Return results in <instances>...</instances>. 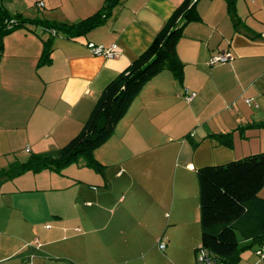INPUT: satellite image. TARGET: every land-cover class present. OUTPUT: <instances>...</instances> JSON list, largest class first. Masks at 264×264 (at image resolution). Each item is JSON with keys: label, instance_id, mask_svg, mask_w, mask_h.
Returning a JSON list of instances; mask_svg holds the SVG:
<instances>
[{"label": "crops", "instance_id": "0c3cea01", "mask_svg": "<svg viewBox=\"0 0 264 264\" xmlns=\"http://www.w3.org/2000/svg\"><path fill=\"white\" fill-rule=\"evenodd\" d=\"M105 1L0 0V7L27 20L76 24ZM183 1L123 0L86 36L57 35L44 66L38 63L44 42L53 36L48 30L26 26L2 37L0 170L22 163L21 155L56 151L74 138L103 89L151 45ZM196 10L200 21L184 28L176 46L181 79L168 70L154 77L94 152L104 167L101 179L95 178L105 183L103 189L85 191L100 195L95 212L91 204L82 220L52 206L49 194L61 191L64 172H27L0 184V264H195L194 249L200 245L195 172L264 153V0H234L235 19L227 0H199ZM88 43L116 45L117 57L93 56ZM223 54L228 63L210 65L212 56ZM226 134L232 136L229 148L209 138ZM125 149L136 163L148 165L144 170L154 171L138 166V172L122 167L119 177L108 172L106 163L114 156L124 163L120 152ZM172 159L181 166L170 178L161 165ZM116 179L140 188L126 190L116 203L101 201ZM130 191L148 194L124 199ZM259 196L264 199V188ZM126 200L131 203L120 211L131 214L124 220L120 211L115 221L100 218ZM175 230L182 231L176 235ZM147 239L152 246L145 250ZM159 242L163 252L157 251ZM256 250L243 252L238 264H264Z\"/></svg>", "mask_w": 264, "mask_h": 264}, {"label": "trees", "instance_id": "16d2710c", "mask_svg": "<svg viewBox=\"0 0 264 264\" xmlns=\"http://www.w3.org/2000/svg\"><path fill=\"white\" fill-rule=\"evenodd\" d=\"M122 1L106 0L100 11L76 24L27 20L9 15L0 7V39L26 26L48 30L53 36L44 42L38 63V66H44L50 63L53 39L57 35L66 39L86 36L103 25ZM198 1L184 0L175 9L151 45L103 89L74 138L56 151L31 154L25 162L11 163L0 170V184L27 172L37 174L45 170L60 173L79 158L88 168L102 173L104 167L94 160L93 154L110 139L146 84L165 70L181 79L183 66L176 57V46L184 28L200 21L196 10ZM227 1L229 15L235 19L234 0ZM209 138L216 139L221 146H232L231 134L211 135ZM195 175L200 229V245L194 249L195 264L200 250L218 264H238L243 252L264 247V199L259 196L264 188V153L225 165L203 167Z\"/></svg>", "mask_w": 264, "mask_h": 264}, {"label": "rangeland", "instance_id": "374dc122", "mask_svg": "<svg viewBox=\"0 0 264 264\" xmlns=\"http://www.w3.org/2000/svg\"><path fill=\"white\" fill-rule=\"evenodd\" d=\"M112 60V59H109ZM24 154V153H23ZM41 154V153H40ZM173 154H175V151H173ZM184 154V153H183ZM182 154V155H183ZM21 159H19L20 162H25L28 157L30 155H21ZM156 156V155H155ZM120 157L121 160L124 162V166L123 164L120 163H116V158L114 156V160L112 161V163H106V167H107V171H112L113 174L116 173V177L117 174L119 172H122V167L127 168L129 171L131 172H138V166L140 167L141 170H144L146 167H148L147 164H143V163H136L135 158L133 157V153L132 151H129L128 149H125L123 151L120 152ZM141 161V159H140ZM15 162V161H14ZM167 163H165V166L162 164L161 168L163 169V171H165L167 173V175L169 174V177L171 178V175L174 173L176 167L181 166V163H179V160L176 161L177 163H173V159H172V163H169V161H166ZM86 163L84 162V160L82 158L77 159L76 161H74L70 166L62 169V173L64 172L65 174H67V177L64 178V180H66V182H59L61 183L60 185H62L63 187H61V191L56 193V194H49L51 195L49 197V201L52 204V206L58 207L59 209H61V211L64 213H66V216L72 214H79L76 217L78 219H86V213L87 212H91V209H88V211L86 210L89 206H91V204H93V211L95 212V206L97 205L96 203H98V198L99 196H91V195H95V193H90L89 195H87L85 193L86 190H90V189H97L100 190L103 189L102 187L105 185L104 181L101 180V183H98V178L96 179L95 176L100 177L101 173L96 172L95 170H92L91 168H88L86 165ZM105 166V165H104ZM150 166V165H149ZM105 167V168H106ZM155 167V165H154ZM154 168L150 167L149 169H146L144 171H149L152 172ZM60 172V173H61ZM118 172V173H117ZM54 173V172H53ZM60 173L56 174L60 176ZM121 174V173H120ZM119 174V175H120ZM99 175V176H98ZM75 180V181H72ZM74 185V186H73ZM91 186H95L94 188ZM139 189L140 186H124L122 181H118L117 179L112 181V187H111V191L109 193L105 194L106 198H101V201H109V202H113L116 203L117 199L120 197L121 198V194L123 196V193L130 189ZM94 189V191H95ZM102 191V190H101ZM77 196H74V194H77ZM144 193V194H148L144 191L141 192H136V191H130L128 192L127 195H125L124 199H127L129 196L135 195L137 198L140 197V195ZM85 195V196H84ZM77 200H76V198ZM85 198V199H84ZM90 200V202L92 203H88L89 205H85L84 200ZM121 202L123 201V198L120 200ZM88 202V201H87ZM131 200H126L125 203L122 204H118L115 205L116 207L111 208L109 212H106V215H103L102 217H100L102 220H116L118 218V211H120L121 208H123V206L126 207L127 204H130ZM87 211V212H86ZM121 212V216H123V220L125 219L126 215H130L131 213H124L122 211ZM74 218V217H72ZM130 219V218H129ZM192 223V221H191ZM167 224H164L163 227L159 228L158 231L163 233L164 229H166ZM182 230H175L172 231L174 232V234L178 235L179 233H181ZM82 232V231H81ZM160 232V233H161ZM161 233V234H162ZM37 244V242L35 243ZM37 246V245H36ZM152 246V239H147V244L145 245V250H147L148 248H150ZM157 246V244L155 245ZM132 248L133 250L137 248V245L135 244H125V248ZM157 251L159 252L158 247ZM51 250V249H49ZM262 260V259H261ZM139 264H143V262H139Z\"/></svg>", "mask_w": 264, "mask_h": 264}, {"label": "built area", "instance_id": "2783aa9c", "mask_svg": "<svg viewBox=\"0 0 264 264\" xmlns=\"http://www.w3.org/2000/svg\"><path fill=\"white\" fill-rule=\"evenodd\" d=\"M87 49L93 56L103 57L105 59H114L117 57L116 45H111L108 48H104L102 46H95L94 44L90 43L87 45ZM229 60L230 58L226 54L215 55L211 57L210 65L225 64L228 63ZM193 97L194 95H191L186 100L190 101ZM158 248L160 251H164L165 245L163 243H159ZM256 255L264 259V247L257 250ZM196 261L197 264H218V262L213 259L209 254H207L204 250H200L199 252H197Z\"/></svg>", "mask_w": 264, "mask_h": 264}, {"label": "clouds", "instance_id": "9594fccd", "mask_svg": "<svg viewBox=\"0 0 264 264\" xmlns=\"http://www.w3.org/2000/svg\"><path fill=\"white\" fill-rule=\"evenodd\" d=\"M159 244V243H158Z\"/></svg>", "mask_w": 264, "mask_h": 264}]
</instances>
